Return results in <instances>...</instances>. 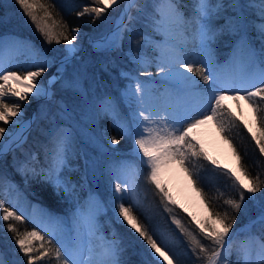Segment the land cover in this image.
Instances as JSON below:
<instances>
[{
    "label": "snow or ice",
    "instance_id": "6c2138e0",
    "mask_svg": "<svg viewBox=\"0 0 264 264\" xmlns=\"http://www.w3.org/2000/svg\"><path fill=\"white\" fill-rule=\"evenodd\" d=\"M15 3L47 44H60L63 41L65 47L53 50L54 54L49 57L45 54L37 55L38 50L28 40L12 37L10 41H5L0 38V51H3L6 44L32 51L34 66V70H26L21 75L0 63V121L8 124L15 117L22 116L21 102H30V95L33 99L44 98L53 102L57 111L63 115L68 112V106L63 101L54 100L52 85L60 81L63 90L83 94L82 79L87 75L88 65L76 68L73 64L82 50V42L78 43L81 40V29L79 26L69 29L63 18L58 21L53 15L54 4H46L42 0H15ZM120 3L124 7L113 30L89 40L93 51L110 58L103 65L105 72L116 67L115 60L111 59L112 54H123L125 40L131 41L135 22L139 19L132 14V10L143 14L146 4L141 0H90L77 13L81 18L90 16L91 22L95 24ZM191 3L192 15L186 17L182 7L188 5L182 4V0H152V14L145 19L149 21L152 32L162 36V39L153 41L150 36H140L144 47L151 46L159 53L155 58L157 72L173 86L171 91L159 93L149 88L147 81H140L129 72L121 70L119 75L122 78L134 81L121 92L130 115L121 117L111 97H106L102 102V110L113 119L122 136L131 137L132 150L148 170L146 180L157 190L165 211L172 213L174 209L169 205H178L164 180V176L173 170L184 174L204 207L209 210L203 220L189 213L190 223L195 222L196 232L186 228L175 215L172 216V222L187 238L197 261L203 260L204 264H228L227 257L232 254L233 245L241 234H245L235 249L237 264H264V180L259 173L256 176L249 173L242 163L240 152L227 135L239 123L255 141L261 156H264V0H245L243 3L242 0H191ZM250 10L256 19L248 18ZM189 28L191 40L185 35ZM250 31L255 32L254 37ZM176 34L183 36L179 43L172 42ZM224 37L232 41L233 55L230 61L221 65L216 61L214 45ZM254 41L258 42V46ZM189 43L193 47L189 48ZM61 52L63 54L57 59V54ZM127 55L141 69L149 63L143 53L134 54L129 49ZM54 64L56 74L47 81H39ZM228 64L239 66L238 75L229 77L225 74L224 68ZM69 65L74 69L70 76L65 74ZM140 75L151 76L152 73L141 70ZM197 76L199 80L195 79ZM200 81H203L205 87H201ZM169 96H174L177 102L167 103L166 98ZM6 97L16 98L17 102L9 103ZM193 97L199 102L191 103ZM162 98L165 99L163 106L154 107L151 101ZM229 100L234 101L237 108L241 107V101L248 105L255 119L256 131L243 120L242 114L237 116L228 108L226 102ZM16 123L20 126L19 130L14 134L9 133V139L0 144V158L9 152L21 150L24 159L17 161V171L25 176L31 172L33 177L51 184L58 194L62 189L65 194L73 195L78 185L64 175L66 171L73 170L68 157L70 133L55 125L46 133L41 130L48 137V143L43 145L44 160L41 164L35 152L23 150L28 139L26 133L31 129L33 121L19 120ZM210 123L215 125L225 142L232 147L238 162L236 171L229 168L222 173L232 181L231 188L237 193L236 198L229 196L224 199L227 208L223 212L210 208L209 199L199 186L200 178L193 163L194 160L204 159L223 168L207 154L197 139L198 130ZM5 132L6 129L0 127V141L4 140ZM107 142L118 145L120 140L113 136ZM84 160L85 169L93 166L86 154ZM81 179H86V173ZM4 180L0 176V182ZM112 180L115 183L111 184L110 199L115 201L116 222L132 229L146 246L141 264H182L179 255L169 248L164 238L160 237L158 243L156 235L149 231L134 212V207L138 210L142 207L135 188L126 181L122 186L121 176L115 171L110 172ZM219 196L223 197L224 193L220 192ZM125 200L128 201L127 205ZM246 200L259 207V214L232 233L242 209L247 212ZM89 203L93 211L86 218L87 226L90 233L95 235L99 231L97 215L103 204L94 193L89 194ZM0 213V221H23V216L5 207L3 200H0ZM257 225L260 231L253 232ZM6 231L14 234L12 239L19 252L27 257L26 264H37L46 257L54 259L57 264H125L120 259L124 249L118 238L106 240L102 252L94 258L93 250H85L81 245L58 241L59 246H55L52 239H48L46 246L45 236L35 230L21 233L14 224H8ZM36 242H40L38 247ZM0 264H15V261L5 259L4 252L0 251Z\"/></svg>",
    "mask_w": 264,
    "mask_h": 264
},
{
    "label": "trees",
    "instance_id": "16d2710c",
    "mask_svg": "<svg viewBox=\"0 0 264 264\" xmlns=\"http://www.w3.org/2000/svg\"><path fill=\"white\" fill-rule=\"evenodd\" d=\"M148 1H150L149 4L152 5V0H141V2L145 4ZM42 2L46 4H54V17L58 21L63 18V21L68 24L69 29L79 26L80 29L89 31L93 37L96 38L104 35L110 29V23L105 24L102 20L107 18L109 20L113 12H118L123 9V3H120L110 9L106 15L102 16L95 22V24H93L90 16L86 15L82 18L77 16V13L82 10V6L88 4L90 0H42ZM182 4L188 5V7H182V11L186 17H190L192 15L191 0H182ZM132 14L138 17L144 16L141 18L144 22L140 20L135 22L134 31H142V35L148 34L154 38L160 37V35L152 32L149 21L145 19L146 16H150L152 14V7H149V11H146L144 14L137 13L135 9H133ZM8 32L12 34L14 33L23 39L29 38L34 40L41 47V49L46 51L49 55L54 54L53 50L63 49L65 47V42L63 41L60 44H56L55 42L51 45L47 44L43 37L35 30L29 19L23 14L19 5L15 3V0H0V34ZM189 34L191 36V29L189 30ZM226 38L227 37L222 38L220 42L215 44L217 48L216 55L218 64H222L227 61L231 55L232 48L230 40L227 41ZM134 40L133 34H131V41L126 39L123 44V54H112L111 59L115 60L116 67H111L109 72H105L103 70V65L108 62L110 58L102 54H98L93 50L88 51L73 62L76 68H81L85 64L88 65L87 75L82 79L83 94L63 90L61 88V82H57L55 86L54 100L57 102L63 101V103L68 106L69 110L65 114L69 115L71 119L73 118L70 122L74 130H76V126H74V124L77 120H83L87 126L89 125L88 121L91 120V116L88 119H83L82 115L89 113L94 105L99 104L106 97H115L120 95L126 83V79L122 78L119 75V72L124 68H129V66H131L127 59L126 52H128L129 49L144 53L149 52L150 46L144 47L143 41H138L135 45ZM62 54V52L58 53L57 57L59 58ZM198 66L199 65H197V67ZM73 70V66L69 65L66 70V75L70 76L73 73ZM11 71L18 70L11 69ZM152 72H155V70ZM197 79L199 80L200 78L197 76ZM6 101L14 103L13 100L11 102L10 100ZM52 107L53 108H50L48 112L50 122L48 123L46 118L41 119L40 121H35L28 134L27 143L23 146V150L25 152H35L41 164L44 160L43 145L48 143V139H45L46 136L44 135L43 137L40 133L42 128L41 126L48 128L54 121L59 124L62 123L61 119H59L61 114L57 111L54 103L52 104ZM1 125L3 126L2 122H0V126ZM94 127L95 128L92 130L95 132L102 128V130L104 129L110 137L115 136L119 139L120 148L126 146L130 147L132 144L131 137L122 136L115 126L113 119L109 115H97ZM89 128H92L91 125H89ZM76 135L78 136V133H76ZM227 135L231 138L232 145H234L237 151L240 152L243 158L242 163L247 167L249 173L252 176H256L257 173H259L260 178L264 180V156H261L259 153V150L255 145V141L252 140L247 130L242 125L237 123L236 126L230 129ZM77 139L80 147H84V145L88 146L85 144V138L78 136ZM230 148L233 152L232 147ZM68 157L73 169V167L78 163L75 161V157L71 153ZM23 159L24 156L22 151L19 149L15 152L8 153L3 158H0V176L5 178L3 182H0V200L5 201L7 208L15 211L17 215L23 216L22 222L13 220L7 221L6 223L14 224L21 233L33 230L38 231L41 235L45 236L46 240L52 239L53 245L59 246L58 241L61 236L56 234V231H54L56 227L54 229H50L48 225L43 224V213L36 212L38 209L36 205L33 206L32 209H28V207L34 203H39L43 207L45 206L50 208L53 213L57 214V225L67 224L69 221V214L71 212L74 213L77 210L85 209L87 190L84 185L80 186V184H77L83 176V173L81 172L83 160L79 162L81 165L77 170H72L70 172L66 171L64 173V175H66L73 184L78 185L73 195H67L62 189L59 190L58 194V191L53 188L51 184L40 180L39 177H33L31 172H28L25 176L17 171V161ZM193 163L195 165V171L198 173L200 178L199 186L207 195L210 202V208L215 211L223 212L227 208L224 204V199L229 196L233 198L237 197V193L231 188L232 181L229 180L227 176L222 174L224 169L212 165L209 161L198 159L194 160ZM38 167L39 166H37V168ZM10 184H17L21 186L26 193V199L24 196H18L19 198L15 201H13L14 199H10ZM140 186L141 191L145 194L147 201L151 205L152 213H148L143 208L138 210L134 207L133 210L136 212L141 222L149 228V231L156 235L158 243L160 242V237H163L169 248L179 255L182 264H204L203 260H196L195 256L191 252L187 238L172 222V216L175 215L182 221L186 228L196 232L195 222L190 223L191 217L182 209L173 205H169L170 208L174 209L172 213L165 211L157 190L153 185L150 183L148 184L147 180L146 184L144 181H141ZM220 192L224 193L223 197L219 196ZM110 194H104L102 196L101 202L103 207L99 212L98 217L102 221L104 228L108 232H114L116 238L120 240L121 247L124 249L121 254V260L124 261L125 264H141L142 260L145 258L146 246L132 229L127 227L125 224L116 222L114 212L115 201L110 199ZM257 195L259 196L260 194ZM125 204H128L127 200H125ZM246 205L247 212L242 209L241 213L237 217L232 233L237 232V229H241L248 223L249 219H254L259 214L260 209L258 206L253 205L247 200ZM0 215H2V213H0ZM259 231L260 228L258 225L253 228V232ZM232 233L229 234L230 238L232 237ZM239 238L240 237L237 238V243L233 245L232 254L227 257L228 264H237L235 249L239 242ZM202 242L205 244L208 243L207 241ZM4 248L7 253V257L12 260V257H14L13 253H10L6 246H4ZM253 259L255 260V257H253Z\"/></svg>",
    "mask_w": 264,
    "mask_h": 264
},
{
    "label": "rangeland",
    "instance_id": "374dc122",
    "mask_svg": "<svg viewBox=\"0 0 264 264\" xmlns=\"http://www.w3.org/2000/svg\"><path fill=\"white\" fill-rule=\"evenodd\" d=\"M149 2L150 1H148L146 3L145 12L149 11V7H152V5L149 4ZM243 2H245V0H242V3ZM123 7H124V5H123ZM121 11L122 10H119L118 12L117 11L113 12L112 16L109 18V20H108V18L102 20V21H104L105 24L110 23V27H109L110 29L109 30H111L115 26V23H116L117 19L119 18ZM247 15H248V18L250 20L256 19V17L252 14L251 10L247 13ZM142 17H144V16H139L138 20L144 22V20L141 19ZM190 29L191 28H189L188 31L185 33V35L188 36L189 40H191V36L189 34ZM132 34H133V37L135 39L134 43L136 45V43L138 41H141L140 36L142 35V31H134ZM144 35L150 36L148 34H144ZM177 35H179V42H180L183 39V36H181L180 34H177ZM250 35H252L254 37L255 32L250 31ZM12 37H18V38L23 40V38L15 35L14 33L12 34V33L8 32V33H1L0 34V38L5 39V41H10ZM151 39L153 41H159L162 39V36L156 37V38L151 37ZM226 40L228 41L230 39L227 37ZM255 43H256V46H258V42L254 41V44ZM230 45L232 48V41L231 40H230ZM34 47H35L34 48L35 50H38L37 55L42 54L41 51H39V48L36 47V45H34ZM188 47L189 48L193 47V44L189 43ZM214 49H215V58L217 61V55H216L217 54V48L215 45H214ZM90 50H93V49L91 48V46L88 42L86 50L83 54L87 53ZM127 53L128 52H126V56H127L129 63L131 64V66H129L130 69L124 68L123 71L129 72L132 76L138 78L140 81H147L148 87L152 88L154 90H158L159 93H165L166 90L171 91L173 86L170 85L169 83L164 82L160 79H151L149 76L140 75L141 70H146V71H149L150 73H152V75L158 76L156 59H155L159 55L158 52L154 51L151 46L149 47L148 53L139 52V51H135V50L133 51L134 54L143 53L144 55L147 56L149 63L146 64L143 69H141L139 65L135 64L131 60V58L127 55ZM232 55H233V53L231 50V55H230L229 59L227 61L223 62L221 65H225L226 62L230 61ZM47 56L51 57L52 55L47 54ZM57 59H59V58L57 57ZM0 63H2L3 66L8 68L9 70L17 69L18 70L17 72L20 73L21 75H23L26 70H34L33 52L27 48H15V47H11L10 45L6 44L3 51H0ZM66 70H65V74H66ZM153 70H155V72H152ZM52 71H54L53 75L56 74V65L55 64L47 70L48 76H50V73ZM239 71H240V69H239V66L237 64H228L224 68L225 74L228 75L229 77H233V76L238 75ZM195 79H197V77H195ZM57 82L54 85H52V90L54 93H55V86H56ZM133 82L134 81H129L126 79V83H125L123 89L126 86H129ZM200 84H201V87H205V85L203 84V81L200 82ZM111 98L114 101V103L117 107V110H118L119 114L121 115V117H129V115H130L129 108H128L126 102L124 101L123 97L121 96V93L119 96H115V97H111ZM5 99L10 100V102L12 100L14 102H17L16 98H13V97H6ZM194 99L198 101L197 98L194 97ZM29 101L30 102H21L23 104L22 116L15 117L8 124H4L2 121H0L3 123V126L1 125L0 127H4L6 129L4 140L0 141V144L4 143L5 141H7L9 139V133L14 134L15 132H17L19 130L20 126L17 125V123H16L17 121H19V120L29 121L33 113H35V115H36L35 121H37V120L40 121L41 119L46 118L47 122L48 123L50 122V119L48 118V112H49L50 108H53L52 107L53 102L48 101L44 98L33 99V96H29ZM34 101H36L35 105H33V104L29 105ZM103 101H101L97 105H94V107L91 108V111L89 109V111H90L89 113H87L86 115L85 114L82 115L83 119H88L91 116V120L88 121V123H89V125H91L92 128H89V125L87 126L85 121L77 120L76 123L74 124V126H76V130H74L73 126L70 122L71 120H73V118L71 119V117L67 114L61 115V117H59V119H61V122H62L61 124L57 123L56 121H54V122L52 121L53 122L52 125H50L48 128H44L45 126H41L42 127L41 130H43V132H45V133L48 132L50 129H52L54 127V125L59 126L60 128H62L66 132L70 133L71 143L69 146L68 155L70 153L72 155H74L75 161L78 163V164H76V166L73 167V170H77L78 167L81 165V163H79V162L81 160H83V164H82L83 167H82L81 172L83 173V176L86 173V179H83V180L81 179L77 183L78 185L80 184V185H84L86 187V190H87L86 208L77 210L74 213L71 212L69 214V221L67 224L57 225V220H58L57 214L53 213L50 208H47L45 206L43 207L39 203H34L28 207V209H32L33 206H35V205L38 207L36 212L43 213L42 214V216H44L43 217L44 218L43 224L48 225L50 229H52V228L54 229L56 227V229H54V231H56V234L61 236V238H59V241L71 243L74 245H81L84 247L85 250H87L88 248H91L93 250L94 258H96L102 252L103 245H104L106 240H112V239L116 238L114 232H108L104 228L102 221L98 217L99 214L97 215L99 231L95 235H92L90 233L88 226H87V219H86L88 217V215L93 211L92 206L89 203V194L94 193L99 198V200L101 201L102 196L104 194H110L111 193V184L115 183L114 180L110 181V172L111 171H115L117 174H119L121 176L122 186H123V182L126 181L129 184V186L135 188V191H136V193H137V195L141 201V205H142L141 208H143L148 213H152L151 212L152 211L151 205L147 201L145 194L140 189V187H141L140 182L141 181H144V183L146 184L147 169L143 166L141 161L138 159L136 154L133 152V150H132L133 149V141H132V144L130 145V147L126 146V147L120 148L119 147L120 144H118V145L108 144L107 141L111 137L106 133V131L104 129L102 130V128H101L97 132L92 130L95 128L94 124H96V116L100 115V114L107 115L102 110V102ZM151 102L153 105L163 106V104L165 103V99L164 98L154 99ZM166 102L175 104L177 101H176L174 96H169L166 98ZM242 102L243 101L240 102L241 107L238 108L239 109L238 116H241V114L242 115L244 114L243 109H242ZM227 106L229 107L228 103H227ZM35 121H34V123H35ZM249 125L252 127L253 131H256V123H255L254 116H252V118H250ZM40 133L44 137V134H42V131ZM76 133H78V136L85 138V140H86L85 144H87L88 146L84 145V147H80L78 145L79 141L77 139L78 136L76 135ZM219 134H220V132H219ZM220 136H221V134H220ZM221 138H222V136H221ZM45 139H48V137L46 136ZM223 141L225 142L224 139H223ZM85 154L87 155L88 160L91 162V165H93V166H90L88 169H85V160H84ZM207 154L210 156V154L208 152H207ZM212 158L217 160L214 157H212ZM166 187H167V185H166ZM18 196H24V198L26 199V193L24 192L23 188L17 184H10V199H14L13 201H15L19 198ZM4 204H5V207H7L5 201H4ZM204 209H205V211L203 213L204 215L201 217L200 220H203L204 218H206L208 216V210L205 207H204ZM10 210H12V209H10ZM7 225L8 224L6 222L0 221V251L4 252L5 259L9 260L10 262L15 261V264H26L27 257H24L23 254L20 253L19 250L16 248V246L14 244V240L12 239L14 234L6 231ZM50 231H52V230H50ZM1 234H2V236H1ZM243 235H245V234H242L239 239H242ZM46 242H47V240L45 239V244H47ZM39 243L40 242H36L37 247L39 246ZM4 246L7 247V250L10 253H13L14 257H12V260H10L7 257V253L5 251ZM34 255H38V253H35ZM253 257H255V252H253ZM120 259H121V257H120ZM37 264H57V262L54 259H49L46 257L44 260L38 261Z\"/></svg>",
    "mask_w": 264,
    "mask_h": 264
},
{
    "label": "bare ground",
    "instance_id": "6f19581e",
    "mask_svg": "<svg viewBox=\"0 0 264 264\" xmlns=\"http://www.w3.org/2000/svg\"><path fill=\"white\" fill-rule=\"evenodd\" d=\"M85 40L86 35L83 31H81V40L78 41V43L82 42L83 44ZM172 42L179 43V35L176 34ZM188 75H191V73H188ZM149 77L151 79H160L166 82L159 75H151ZM49 78L50 76H48V72L46 71L45 74L39 78V81H47ZM190 102L193 104L198 103V101L195 100L194 97L191 98ZM227 103L232 110L239 114V109L237 108L234 101L229 100L227 101ZM153 106L161 107L159 105ZM242 109L244 113L243 120L249 124L250 118H252L253 116L252 110L244 102H242ZM197 139L203 144L204 149L212 157L216 158L219 161L220 165H222L226 169L230 168L233 171H236L238 166L236 158L233 155L229 145L223 141L219 132L213 124L210 123L200 128L198 130ZM164 180L167 187L171 189V193L173 197L178 201V204L183 205V209H187L186 212H188V214L191 213L192 215H195L198 220H200L205 211L204 203L197 196L196 192L193 191L192 186L189 184L184 174L182 172H179L178 170H173L164 176Z\"/></svg>",
    "mask_w": 264,
    "mask_h": 264
},
{
    "label": "water",
    "instance_id": "95a60500",
    "mask_svg": "<svg viewBox=\"0 0 264 264\" xmlns=\"http://www.w3.org/2000/svg\"><path fill=\"white\" fill-rule=\"evenodd\" d=\"M115 27V26H114ZM113 27V28H114ZM113 28L111 29V30H109L108 32H110V31H112L113 30ZM81 31H83L84 33H85V35H86V40L84 41V43L82 44V50H81V52L78 54V58H80L81 56H82V54L85 52V50H86V47H87V43L89 42V40L90 39H96V38H94L93 37V35L89 32V31H86V30H83V29H81ZM107 32V33H108ZM106 33V34H107ZM30 42H33L31 39H28ZM33 43H35V42H33ZM53 72L54 71H52L51 73H50V76H52L53 75ZM35 103H36V101H34V102H32L31 104H29V105H35ZM229 108L231 109V107L229 106ZM231 111L232 112H234V113H236L234 110H232L231 109ZM236 115L238 116V114L236 113ZM35 117V119H36V115H35V113H33L32 114V116H31V118H30V121H33V123H32V126H33V124H34V121L35 120H33V118ZM29 132H30V130H28V132H27V136H28V134H29ZM10 153V152H9ZM211 156V155H210ZM212 157V156H211ZM219 168V167H218ZM222 169H224V170H226V168L225 167H223ZM179 205V204H178ZM177 205V206H178ZM179 207V206H178ZM179 208H181L185 213H187L188 214V212H186L184 209H183V207H179ZM190 217H191V215H189Z\"/></svg>",
    "mask_w": 264,
    "mask_h": 264
}]
</instances>
